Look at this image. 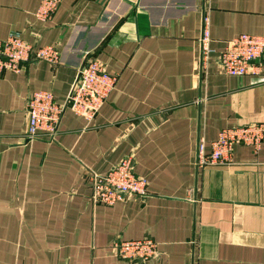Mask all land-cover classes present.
<instances>
[{"label": "crops", "instance_id": "0c3cea01", "mask_svg": "<svg viewBox=\"0 0 264 264\" xmlns=\"http://www.w3.org/2000/svg\"><path fill=\"white\" fill-rule=\"evenodd\" d=\"M41 2L0 0V39L62 55L0 76V264H264V143L198 164L201 142L210 153L222 130L264 123V57L244 76L220 64L228 40L264 36V0H62L50 20ZM87 52L118 74L102 108H68L55 140L27 141L31 95L65 104ZM128 155L149 194L95 204L90 171ZM144 238L154 259L113 248Z\"/></svg>", "mask_w": 264, "mask_h": 264}, {"label": "built area", "instance_id": "2783aa9c", "mask_svg": "<svg viewBox=\"0 0 264 264\" xmlns=\"http://www.w3.org/2000/svg\"><path fill=\"white\" fill-rule=\"evenodd\" d=\"M62 0H42L38 17L50 20ZM210 36L205 30L202 43L204 53L210 55ZM61 53L52 46L35 47L20 33H12L0 39V76L5 72H22L25 64L46 61L52 66L62 63ZM264 57V36L241 34L226 42L220 54L222 71L231 76H244L253 72L254 66ZM118 74L110 73L104 63L92 52H87L65 104H60L51 91H36L28 102L27 141L45 138L53 141L65 111L92 119L102 108L114 90ZM264 143V123L233 127L222 130L212 143V151L206 152L205 142L199 146L200 167L226 164L232 160L236 144L259 147ZM91 199L95 204L114 205L132 197L147 196L148 181L136 174L132 155L105 174L90 171ZM118 257L129 261H147L158 253V243L150 238L139 240H118L113 244Z\"/></svg>", "mask_w": 264, "mask_h": 264}]
</instances>
